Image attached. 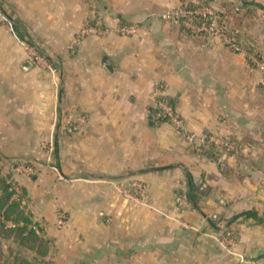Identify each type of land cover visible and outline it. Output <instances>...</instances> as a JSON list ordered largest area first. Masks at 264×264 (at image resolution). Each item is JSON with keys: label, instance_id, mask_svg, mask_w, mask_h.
Instances as JSON below:
<instances>
[{"label": "crops", "instance_id": "0c3cea01", "mask_svg": "<svg viewBox=\"0 0 264 264\" xmlns=\"http://www.w3.org/2000/svg\"><path fill=\"white\" fill-rule=\"evenodd\" d=\"M182 1L232 6L230 29L244 50L162 17ZM35 4L25 15L43 44L60 50L68 42L71 50L58 76L16 57L0 73V147L13 158L47 160L36 175L16 178L58 264H264V221L235 217L264 214V71L247 58L249 47L264 55V0ZM88 21L138 28L74 43ZM160 95L173 100L187 130L228 135L240 149L191 145L156 119ZM80 116L87 121L70 131ZM187 171L203 193L199 207L177 202ZM134 180L146 184V197L136 195Z\"/></svg>", "mask_w": 264, "mask_h": 264}, {"label": "rangeland", "instance_id": "374dc122", "mask_svg": "<svg viewBox=\"0 0 264 264\" xmlns=\"http://www.w3.org/2000/svg\"><path fill=\"white\" fill-rule=\"evenodd\" d=\"M35 3L36 0H0V73L7 72V67L12 63L10 61H14L15 57L17 63L21 59H28L43 74L50 72L53 76H58L63 70V54L68 49L71 50V47H68V42L60 50L43 44L48 42L45 37L39 35L36 25L32 23L33 16L25 15L35 11ZM15 28L22 37L17 34ZM241 38V35H238L236 39L243 44ZM46 163L47 160L39 156L10 157L0 147V176L6 177L7 181L16 187L15 196L23 193L20 189L23 186L16 178L17 173L36 175L41 164ZM29 165L32 169L26 170L25 167ZM24 196L26 199L20 200V205L13 207L15 211L12 214L16 215L21 210V217L28 215L33 222L27 225L25 221L21 222L16 230H12L0 220V264H58L54 258L53 239L47 235L44 222L33 217L27 191ZM33 229H36V232H33Z\"/></svg>", "mask_w": 264, "mask_h": 264}, {"label": "built area", "instance_id": "2783aa9c", "mask_svg": "<svg viewBox=\"0 0 264 264\" xmlns=\"http://www.w3.org/2000/svg\"><path fill=\"white\" fill-rule=\"evenodd\" d=\"M184 3V4H183ZM230 8V10H229ZM237 8V6H236ZM231 7L216 8L211 3L199 5H187V2H182L171 9L165 11L162 17L168 21H177L184 28L194 35H203L209 39L220 37L236 51H243V45L240 41L229 33L230 29V14ZM226 14V15H225ZM138 28L137 23H121L116 26H108L101 22H86L78 32H76L73 42L78 43L88 35H103L109 30H115L121 34H132ZM253 63L264 71V58L259 57L256 53L248 55ZM153 114L159 121H168L174 125L177 130L183 133L186 140L198 149H208L214 146L218 152L234 154L241 145L238 141L228 135L218 133H197L185 128L184 120L181 113L171 99L165 95H160L156 98L153 106ZM85 116H80L69 127L70 131L78 130L85 122ZM221 165H225L224 160H220ZM26 170L32 169L29 165ZM137 196H147V186L141 180H134L131 183ZM177 202L182 206L192 205L185 191L177 196Z\"/></svg>", "mask_w": 264, "mask_h": 264}, {"label": "trees", "instance_id": "16d2710c", "mask_svg": "<svg viewBox=\"0 0 264 264\" xmlns=\"http://www.w3.org/2000/svg\"><path fill=\"white\" fill-rule=\"evenodd\" d=\"M182 2H187V5H199V4H208L209 3L207 1H199V2L182 1ZM250 2H253L256 5L262 6L261 3H259L258 1H250ZM230 13H231V11L228 10L227 14H230ZM15 30L17 33H19L18 35H21L17 28H15ZM238 32H239L238 30H233V29L231 31H229V33L232 36H234L235 38H237V36L239 35ZM21 37H22V35H21ZM247 50L249 52L256 53L259 57L264 58V55L262 53L255 51L251 47H249ZM247 58H248L249 63L253 64L250 57L247 56ZM171 101L173 102L172 99H171ZM238 143L241 144L239 141H238ZM211 148H214V146H211ZM208 149H210V148H208ZM187 179H188V189L185 192H186L188 199L191 202V204L195 207H199V199L203 193H202V191L199 190L197 183L194 180L193 175L189 171H187ZM0 181H1V183H0V190H1L0 191V220L4 223L5 226H7V228L12 229V230H16V228L21 225L20 224L21 222L25 221L26 225L29 223H32L33 220L28 215H24L23 217H21V215H20L21 210L18 211V213L16 215L12 214V212L15 211L13 209V207H17L18 205H20L21 201L26 199L24 196L26 194V189L23 187L20 188L23 193L21 195L19 194L18 196H15V194H17L16 187L11 182H8L6 177L0 176ZM241 215L253 217L258 222L264 221V214H262V215L259 214V211L257 209L244 210V211L236 214L235 217H238ZM9 222H12V223H9ZM33 232H36V229H33Z\"/></svg>", "mask_w": 264, "mask_h": 264}, {"label": "water", "instance_id": "95a60500", "mask_svg": "<svg viewBox=\"0 0 264 264\" xmlns=\"http://www.w3.org/2000/svg\"><path fill=\"white\" fill-rule=\"evenodd\" d=\"M104 63H105L108 67L110 66V61L108 60V58L105 59ZM30 65H31L30 61H27V62L24 64V67H25V68H28Z\"/></svg>", "mask_w": 264, "mask_h": 264}]
</instances>
